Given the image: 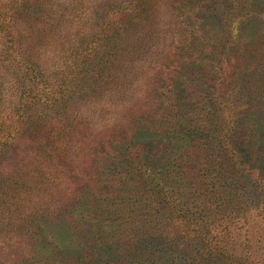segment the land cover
Segmentation results:
<instances>
[{"label":"rangeland","instance_id":"rangeland-1","mask_svg":"<svg viewBox=\"0 0 264 264\" xmlns=\"http://www.w3.org/2000/svg\"><path fill=\"white\" fill-rule=\"evenodd\" d=\"M14 1L0 264H264V0Z\"/></svg>","mask_w":264,"mask_h":264},{"label":"trees","instance_id":"trees-1","mask_svg":"<svg viewBox=\"0 0 264 264\" xmlns=\"http://www.w3.org/2000/svg\"><path fill=\"white\" fill-rule=\"evenodd\" d=\"M1 2V0H0ZM256 0H250L248 6H247V10L251 13V15H255L258 11H259V5L256 4ZM14 10H15V14L17 12H19V14H21V16L24 17H37L39 15H44V11L47 10V3L45 2V0H15L14 2ZM146 5V4H144ZM17 15L14 16V18L16 17ZM238 16H235V15H229V12L227 14H225L223 17H222V20L224 21H227L229 22V24H232V21H239V19L237 18ZM236 25V24H235ZM234 25V26H235ZM2 25H0V33L4 31V26L1 27ZM3 40V39H2ZM98 40V37H94L91 39V41H97ZM3 46L5 48H3V50L5 49V52H6V56H8V58L11 57L12 60L14 61H17V64L20 68H18V70H24L26 71V74L28 75V77H25V78H30L32 80V73H33V67L31 66V63H27V65H24L22 63L19 62V60L21 59H18L19 58V54H21V51H19L16 47L13 46V44H11V42H7L6 40L2 42ZM16 49V50H15ZM17 51H19L20 53H16ZM25 53V56L27 58V54L26 52ZM15 58L17 60H15ZM85 58V57H84ZM25 59V58H24ZM87 58H85V62H86ZM30 61V60H28ZM22 67V69H21ZM31 74V75H30ZM31 84L33 83L32 81L30 82ZM28 87H25L24 89H22V93H21V96L23 98L27 97V98H30V97H38L39 100L43 101L42 103L45 104L46 100L50 101V99H44L43 97H41V93L37 92L35 93L34 92V89H33V84ZM26 100V99H25Z\"/></svg>","mask_w":264,"mask_h":264}]
</instances>
